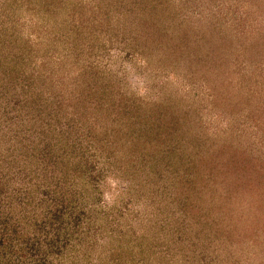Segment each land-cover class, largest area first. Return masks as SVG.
Returning a JSON list of instances; mask_svg holds the SVG:
<instances>
[{
    "label": "rangeland",
    "instance_id": "1",
    "mask_svg": "<svg viewBox=\"0 0 264 264\" xmlns=\"http://www.w3.org/2000/svg\"><path fill=\"white\" fill-rule=\"evenodd\" d=\"M7 64L20 68L14 85ZM0 84L2 158L13 125L37 128L49 103L66 110L106 86L131 112L98 118L99 133L124 129L135 111L167 127L165 146L145 137L147 156L125 138L110 158L99 148L100 175L85 188L73 181L82 193L66 211L68 246L49 250L50 264H264V0H0ZM95 106L64 111L59 129L82 124L73 115L93 120ZM52 150L54 163L67 152ZM44 167L25 193L16 175L0 195L1 215L27 213L2 234V264H23L19 250L43 243L34 214L52 177L65 176Z\"/></svg>",
    "mask_w": 264,
    "mask_h": 264
},
{
    "label": "trees",
    "instance_id": "2",
    "mask_svg": "<svg viewBox=\"0 0 264 264\" xmlns=\"http://www.w3.org/2000/svg\"><path fill=\"white\" fill-rule=\"evenodd\" d=\"M19 69L15 68V65L12 66L7 64L2 70L1 74L3 76H8L10 79L11 74L16 71V74L18 75L13 76L11 80L12 84L14 85L18 82V77H20ZM1 87L2 86L0 84V94L2 93ZM107 88L108 87L106 86L105 88L101 89V92H104L103 94L98 92L99 89H96L97 92L95 91V97H91L89 96L90 94H88L89 97L87 99H75L77 102H79L78 104H76L74 100H72V102H68V104H66V108L68 109L66 110L61 103L63 99H61L60 102L49 103L46 109H44L46 111L45 119H47V121H39L37 128H35V126L34 128H28L25 125L24 128H20L18 126V128L15 129L13 124H15L17 121V117L12 116L8 118L6 116L5 121L7 126L13 125V128L6 130L2 135L8 136L9 133L15 134L16 138L8 137L12 143L7 146L8 151L5 149V152H3L7 153V156L3 158L0 156V195L2 191L9 187L10 184L15 180L16 175L20 177V180L14 181L19 182L20 185L19 191L16 193H25L24 190H27V185L30 184V187L35 186V183L31 179H28V176H35L42 165H45V176L48 175L51 168L55 170L59 165H61L62 170L65 169L64 178L61 176L52 177L50 183H55L56 185L53 188L54 191L51 192V195H49L48 192L42 193L38 205L39 209L36 210V213L34 214L36 216L34 217L35 222L33 220H29L32 221V223L34 222V227H36L37 232L42 230L45 236L42 241L43 243H40V246H38L39 248L33 245L29 247L24 246L19 250L21 253L20 259L23 264H28L29 262L27 260L29 258H32L31 261H34L35 264H50L51 261L48 256L49 250H51L53 255L59 253L61 256L64 254L65 249L68 246L67 240H69L68 232L70 230L66 211L70 206L75 207V204L80 202L79 197L82 193V190H79L75 187L74 182H78L79 185L82 184L85 188L86 183L90 181L88 179H90L92 176H98V174L100 175V172L97 173L96 170L97 164L99 163L98 160H100V157L102 156V154L98 152L100 150L99 148L108 147L103 149V152L105 158H110L113 155L114 149L116 148L115 146L117 140L118 143H120L121 140L125 138L124 144H128L130 149L137 147L139 150H144V156H147V149H143L148 148L147 139L145 137L150 136L151 133L154 132V139H159V135L167 130L166 124L162 121L161 116H158V118L160 120V124L165 126V128H162L160 124L157 125L154 121H152V123L149 125V120L142 115L138 117L135 111V116L130 117V119L128 118V127L127 125L124 129L119 127L118 130L111 127L102 133H99L100 131H97L99 122V120H97L98 118L100 119L102 116H106L114 122V120L119 119L118 113L120 110L123 112L125 111L126 115L129 113V111L131 112V108L123 109L120 107L122 106L120 102L117 103L114 99L109 101L107 99L109 96L106 95V90H108ZM55 97L57 96L55 95ZM85 99L88 100V104H85ZM93 101H96L95 112L94 115H92L93 120H91V118H84V112L82 113L78 110V113H82L83 116L80 115L78 118L76 115H73L72 121H75L76 119V122H78L83 118L84 120L82 124H70L69 128L71 130L69 132H67L66 128L64 129L63 127L62 129H59L63 123V120L61 121L60 116L64 111H69L71 107L76 108V106L88 107ZM108 101L111 103L108 104ZM8 105H10V102L6 103L5 110L8 108ZM17 106H20V108L24 107V105L16 104L15 109ZM29 107L30 108L28 109L31 110L30 113H32L33 107ZM6 113L7 111L5 114ZM86 115H88V112ZM57 119L58 121H56ZM51 123L53 126L55 125L53 131L49 126L52 125ZM80 128H83L84 130L80 132ZM74 135L76 136L73 137ZM159 140L163 146L166 145L167 138H161ZM5 142L8 143L7 141ZM57 144H64V146L67 148V152L64 151L63 153H59L61 158L54 163L52 147ZM156 144L159 145L158 143ZM22 148H25V150H21ZM30 194L31 192H28V195ZM30 204L31 203L29 202V205ZM27 210V207H23L20 211H24L26 213ZM29 210L34 212L32 207ZM13 212L14 211L9 210L8 214L2 215L0 212V242L5 241L4 238H2V234L5 235V231L8 233V229L12 231L16 230L15 227L11 228L12 224L20 225L26 224L27 222V213L26 215L24 213L14 215L12 214ZM31 216L32 215L29 214L28 217ZM110 225H112L111 227H116L115 230H118V226L121 225L120 220L115 218L114 222L110 223ZM12 247L13 243H6L2 247L5 248L4 252L1 253L6 254V251L8 250L9 252V249ZM23 250L25 253H23ZM7 263L8 262H6V264ZM0 264L2 263L0 262Z\"/></svg>",
    "mask_w": 264,
    "mask_h": 264
}]
</instances>
